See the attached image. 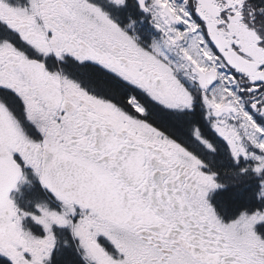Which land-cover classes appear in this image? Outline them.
I'll return each mask as SVG.
<instances>
[{"label":"snow or ice","instance_id":"snow-or-ice-1","mask_svg":"<svg viewBox=\"0 0 264 264\" xmlns=\"http://www.w3.org/2000/svg\"><path fill=\"white\" fill-rule=\"evenodd\" d=\"M0 264H264V0H0Z\"/></svg>","mask_w":264,"mask_h":264}]
</instances>
